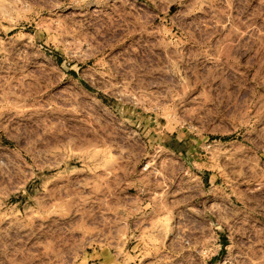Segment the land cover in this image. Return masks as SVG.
Here are the masks:
<instances>
[{
    "label": "rangeland",
    "instance_id": "obj_1",
    "mask_svg": "<svg viewBox=\"0 0 264 264\" xmlns=\"http://www.w3.org/2000/svg\"><path fill=\"white\" fill-rule=\"evenodd\" d=\"M0 264H264V0H0Z\"/></svg>",
    "mask_w": 264,
    "mask_h": 264
}]
</instances>
